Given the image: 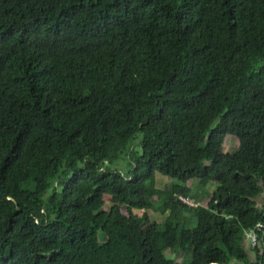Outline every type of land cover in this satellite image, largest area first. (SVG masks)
Returning <instances> with one entry per match:
<instances>
[{"label":"trees","instance_id":"trees-1","mask_svg":"<svg viewBox=\"0 0 264 264\" xmlns=\"http://www.w3.org/2000/svg\"><path fill=\"white\" fill-rule=\"evenodd\" d=\"M261 184L264 0H0V264H264Z\"/></svg>","mask_w":264,"mask_h":264},{"label":"rangeland","instance_id":"rangeland-1","mask_svg":"<svg viewBox=\"0 0 264 264\" xmlns=\"http://www.w3.org/2000/svg\"><path fill=\"white\" fill-rule=\"evenodd\" d=\"M217 139H218V142H220V144L222 145L225 153H231L235 160L239 159V154H238L239 139L237 136H235L232 133H221L217 135ZM146 183L148 184L144 186L143 195L146 198H151L155 201L154 208L148 209V210L143 207L132 208L131 212L134 215L135 220L137 222H142L144 215H146L149 221L146 224V226H148V224H151L154 221L158 223L163 221L164 219V215H163L164 200L163 199L166 196V193L172 189L173 185H175L177 181L171 177H164L158 174L155 178L153 186H151L149 182H146ZM196 183H197L196 180H191L186 185L191 188H194L196 186ZM261 185L262 187H264V184H261ZM216 191H217L216 185L214 183H211V184H208V186L205 189L201 190V193H199L201 194V197H202L201 199L202 201H200L199 204L194 203L193 201L192 202H189L187 200H183V201L187 203L188 205L195 207V211H194L195 215H200L206 210L208 201L214 198ZM197 197H198V194H197ZM98 202L103 203L104 210H109L113 206H115L120 210V212L123 215L127 216L129 214L127 207L121 204L113 194H107V193L102 194ZM256 202L259 208L264 207V191H263V194L256 199ZM177 214L178 215L182 214V210L180 208H178ZM254 232L256 231H252V233L251 232L248 233L247 241H245V248H247V252L250 255V257L253 256V258H255L253 248H255L257 245L255 247L252 245L250 241V236H252ZM181 236H183L182 233H181ZM184 238H186V236ZM102 241H104V238H102ZM165 259L168 261H174L177 264H184L183 263V259H184L183 250L180 249V251L176 254L170 251H166Z\"/></svg>","mask_w":264,"mask_h":264},{"label":"built area","instance_id":"built-area-1","mask_svg":"<svg viewBox=\"0 0 264 264\" xmlns=\"http://www.w3.org/2000/svg\"><path fill=\"white\" fill-rule=\"evenodd\" d=\"M252 233V232H251ZM250 241L252 243V245L255 247L257 245L258 242V235L256 232H254V234L252 236H250Z\"/></svg>","mask_w":264,"mask_h":264},{"label":"crops","instance_id":"crops-1","mask_svg":"<svg viewBox=\"0 0 264 264\" xmlns=\"http://www.w3.org/2000/svg\"><path fill=\"white\" fill-rule=\"evenodd\" d=\"M201 215V214H200ZM252 260H254L255 258H253V256L250 257Z\"/></svg>","mask_w":264,"mask_h":264}]
</instances>
